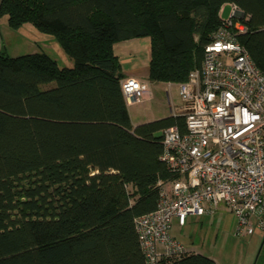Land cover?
Instances as JSON below:
<instances>
[{
    "label": "trees",
    "instance_id": "16d2710c",
    "mask_svg": "<svg viewBox=\"0 0 264 264\" xmlns=\"http://www.w3.org/2000/svg\"><path fill=\"white\" fill-rule=\"evenodd\" d=\"M228 2L264 73V0H0L9 27L30 22L73 59L0 50V264H145L133 219L171 176L163 129L183 118L132 124L113 44L148 36L149 80L184 81ZM159 264L215 261L187 251Z\"/></svg>",
    "mask_w": 264,
    "mask_h": 264
},
{
    "label": "built area",
    "instance_id": "2783aa9c",
    "mask_svg": "<svg viewBox=\"0 0 264 264\" xmlns=\"http://www.w3.org/2000/svg\"><path fill=\"white\" fill-rule=\"evenodd\" d=\"M230 13L205 44L198 67L178 82V105L170 115L183 129H163L161 159L171 176L158 179L153 210L133 219L145 264L187 252L171 237L173 219L202 215L224 204L236 218V233L264 232V73L237 40L245 30L242 12ZM222 10V9H221ZM127 105L149 98L146 81L120 79Z\"/></svg>",
    "mask_w": 264,
    "mask_h": 264
},
{
    "label": "rangeland",
    "instance_id": "374dc122",
    "mask_svg": "<svg viewBox=\"0 0 264 264\" xmlns=\"http://www.w3.org/2000/svg\"><path fill=\"white\" fill-rule=\"evenodd\" d=\"M230 6L225 4L222 8V18H227L230 13ZM23 24H30L25 22ZM38 30V29H37ZM39 31V30H38ZM42 33V37H54L51 34ZM56 47L62 51L67 59H72L55 40ZM32 45V49L38 52H44L53 59L55 58L59 66H68L63 59L54 53L55 48L41 50L46 47L42 41L35 39L29 41L16 38L7 47L5 53L9 56H18L24 53H31L28 45ZM42 46V47H41ZM33 49V50H34ZM73 65V59L71 60ZM145 68L138 69V72H144ZM132 76V75H127ZM125 77V76H123ZM147 82H155L152 85L149 98L129 104L128 111L133 122H145L152 118L170 115V107L178 105L180 97L178 95V84L173 82L169 86L163 80H149L146 75L133 76ZM50 82L47 86L53 85ZM170 234L178 241L183 243L185 247L203 255L210 256L215 264H262L264 262V232L255 231L251 235L241 236L236 233V218L234 214L228 210L224 204H219L212 212L202 215L188 214L185 223L179 225L177 220L172 221Z\"/></svg>",
    "mask_w": 264,
    "mask_h": 264
},
{
    "label": "crops",
    "instance_id": "0c3cea01",
    "mask_svg": "<svg viewBox=\"0 0 264 264\" xmlns=\"http://www.w3.org/2000/svg\"><path fill=\"white\" fill-rule=\"evenodd\" d=\"M16 38H20L22 40L29 41V42H31V40H33V39H35V42L38 40L42 41L46 47L41 46L42 47L41 50L49 49V48H55L54 53L57 56L61 57L63 59L64 63H67L66 65L70 66L72 63V61H71L72 59H67V57L65 55H63L62 51H60V49H58L56 47L55 44H57V43H56V41H55L56 39L54 37H48L47 36V37L43 38L42 33H40L33 25H30V24H22L17 29H13V28L9 27V25L7 24L6 16H0V50L5 52L7 50V47L9 46V44H11L13 42V40ZM28 46L31 49V53L32 52H38L37 48L36 49L33 48L34 50L32 49L31 44ZM113 50H114V53L119 58V62L121 65V72H122L123 76L140 75V76L146 78L147 65H148V60H149V51H150V39L148 36L131 38V39H126V40L116 42L113 44ZM44 51H46V50H44ZM141 68L142 69L145 68L144 69L145 71L140 73L137 70L141 69ZM166 83L169 86L173 82L166 81ZM153 84H155V82L149 81V89L150 90H151ZM145 100H147V99H145ZM166 115H164V116H166ZM129 116H130V112H129ZM158 118H160V117L159 116L157 118L154 117L150 120L158 119ZM130 120H131L132 124H138V123L143 122V121L133 122L131 118H130ZM146 121H149V120H146ZM169 234H170V232H169ZM171 237L174 238V236H171ZM174 239H176V238H174ZM185 248L187 249V251H191L194 253L196 252V251H193L191 249H188L187 247H185Z\"/></svg>",
    "mask_w": 264,
    "mask_h": 264
}]
</instances>
